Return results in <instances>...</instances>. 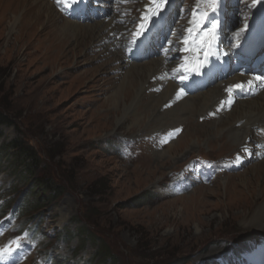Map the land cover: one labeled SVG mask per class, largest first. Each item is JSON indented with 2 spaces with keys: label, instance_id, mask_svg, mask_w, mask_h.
Masks as SVG:
<instances>
[{
  "label": "rangeland",
  "instance_id": "obj_1",
  "mask_svg": "<svg viewBox=\"0 0 264 264\" xmlns=\"http://www.w3.org/2000/svg\"><path fill=\"white\" fill-rule=\"evenodd\" d=\"M244 3L243 11L250 14L253 1ZM31 4L0 0V111L13 122L1 128L0 146L24 140L40 155L44 173L59 180L63 194L31 220L15 215L18 203L36 196L29 192L31 181L20 179L24 171L16 173L11 158L0 150L1 245L33 230L36 236L31 232L22 241L27 248L22 264H95L99 242L93 245L78 235L69 239L72 232L88 228L109 241L121 264H207L257 242L256 258L264 226L243 223L238 206L248 193L239 181L251 180L257 168L264 175V162L254 161L233 174L221 171L190 192L165 195L164 185L191 160L232 158L239 152V147L230 150L235 140L217 135L213 117L203 121L208 114L189 126L173 118L168 129H180L179 137L196 126L210 136L188 137L173 158L153 160L154 151L179 137L164 130L149 136L146 130H131V123L119 129L120 118L108 116L112 108L107 99L119 81L118 72L111 70L120 62L109 65L108 55L96 60L101 51H75L74 41L66 51L51 45L43 39L51 24L35 29ZM139 143L140 154H135ZM166 160L170 163L165 165ZM263 175L256 193L264 189Z\"/></svg>",
  "mask_w": 264,
  "mask_h": 264
},
{
  "label": "bare ground",
  "instance_id": "obj_2",
  "mask_svg": "<svg viewBox=\"0 0 264 264\" xmlns=\"http://www.w3.org/2000/svg\"><path fill=\"white\" fill-rule=\"evenodd\" d=\"M30 1L32 3L30 8L32 7L34 11V28L44 30L51 24L52 30L48 31L43 38L44 40H51V45H55L62 51V49L65 50L70 42L74 41L75 51L81 48H83L82 51L85 49L91 52L101 51L95 56L96 60L108 55V58H111L109 65L120 62L118 66H115L111 70L118 72L115 79L119 78V81L113 87V94L107 99L112 108L108 116L120 118L118 122L119 129L122 128V125L131 123V130H146L150 136L158 131L170 130L168 128H170V122H173V118L184 122L181 125L186 123L189 126L190 121L204 117L205 114H209L213 110L216 112V106L225 98L222 84H216L215 87H209L204 91L178 101L175 105H169L175 98L176 85L167 82L162 91L156 94L151 92V90L156 88L158 84L152 83V80L161 71L175 66L173 64L168 67L164 66V61L160 58H154L141 63H126L122 52L115 46L113 42L114 38L111 35L116 30L125 31L127 27H119L115 25L113 20H100L89 24H82L63 17L51 0ZM144 7V3L141 2L136 3L135 8L130 9L132 10V14H136L139 9L143 10ZM109 41H112V43H108ZM232 82L234 81L228 80L226 84L230 85ZM217 115L218 119L211 120L216 134L228 135V137L235 140V144H230V150L245 146L247 139H260L258 129H264V91L255 98L238 102L231 111L217 113ZM208 136H210V133L206 129L200 128V126H196L193 129L188 127L186 132L184 131L176 142H173L162 151H154L152 158L153 160L156 158H160L162 161L165 158L169 160L173 158L172 152L178 151V147L180 148L184 139L190 137L193 140L195 138L199 140ZM182 148L185 147L183 146ZM235 152L238 151L236 150ZM168 160H166L165 165L170 163ZM262 175L263 172L257 168L253 171L251 180L243 177L239 181V185L243 186L248 193V196L243 198L238 206V209L241 211L240 217L243 218L245 225L255 224L256 226H264V189L260 193L254 191L255 186L260 183ZM226 183L228 185L229 180ZM226 187L227 191L228 186Z\"/></svg>",
  "mask_w": 264,
  "mask_h": 264
},
{
  "label": "trees",
  "instance_id": "obj_3",
  "mask_svg": "<svg viewBox=\"0 0 264 264\" xmlns=\"http://www.w3.org/2000/svg\"><path fill=\"white\" fill-rule=\"evenodd\" d=\"M13 122L8 118L4 112L0 111V136L2 135V127L12 126ZM0 150L4 152L7 157L11 158L13 170L19 173L24 171L22 175L19 173L22 181L30 182V194L36 196V200L27 201V197L22 201V214L33 219V213L45 209L48 205L59 200L63 194L62 185L59 180L44 173L42 167V159L36 150L28 145L22 139H15L11 142L3 143ZM13 152V153H11ZM43 192V198L40 193ZM68 233V232H67ZM70 234V233H68ZM82 237L86 241H90L93 245H97V251L93 256L95 264H121L119 258L114 254L108 240L97 236L95 232L88 228L78 230V233H73L69 236L70 241L76 236Z\"/></svg>",
  "mask_w": 264,
  "mask_h": 264
},
{
  "label": "snow or ice",
  "instance_id": "obj_4",
  "mask_svg": "<svg viewBox=\"0 0 264 264\" xmlns=\"http://www.w3.org/2000/svg\"><path fill=\"white\" fill-rule=\"evenodd\" d=\"M56 2H57V4L65 3V6H71V5H68L66 3V0H56ZM76 2H78V0H73V3H76ZM168 3H169V0H153V5H154L153 15H159L160 13H162L165 10L166 5ZM210 6L213 8V11L215 12V10H216V2H215V0H212ZM143 19L146 20L147 17H144ZM216 27H217V22L213 21L212 29L214 30ZM144 28H145V24H143V23L140 24L138 31L135 32L134 35L135 36H141L143 34ZM188 31L191 32L192 29H188ZM186 42L187 41H185V43ZM204 56H205V62L198 64L197 68L195 69L196 74H198V75L201 73V71L204 68L205 64L208 63V61L210 60V54L208 52H205ZM256 79L259 80L260 77H257ZM249 83L251 84V81H249ZM234 87L235 88H242V85L238 84V85H235ZM228 91H229V93H231L232 92V88H229ZM183 94H184L183 90L178 92L177 93V99H179ZM244 151L247 153L248 152L247 148H245ZM237 159H239V157H237ZM12 243L17 244V247H19V244L16 241H13ZM5 253L11 254L10 247H5L4 249H0V259L3 258Z\"/></svg>",
  "mask_w": 264,
  "mask_h": 264
}]
</instances>
